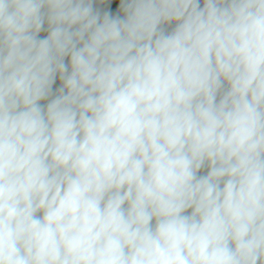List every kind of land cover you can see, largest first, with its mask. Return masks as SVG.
<instances>
[{
  "label": "clouds",
  "instance_id": "9594fccd",
  "mask_svg": "<svg viewBox=\"0 0 264 264\" xmlns=\"http://www.w3.org/2000/svg\"><path fill=\"white\" fill-rule=\"evenodd\" d=\"M0 264H264V0H0Z\"/></svg>",
  "mask_w": 264,
  "mask_h": 264
}]
</instances>
